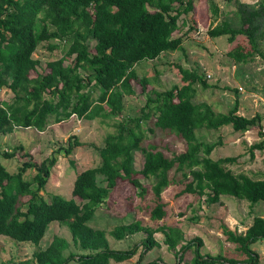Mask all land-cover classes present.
Returning a JSON list of instances; mask_svg holds the SVG:
<instances>
[{
	"label": "trees",
	"instance_id": "1",
	"mask_svg": "<svg viewBox=\"0 0 264 264\" xmlns=\"http://www.w3.org/2000/svg\"><path fill=\"white\" fill-rule=\"evenodd\" d=\"M214 19L219 16L216 0H208ZM194 0H0V90L10 88L14 97L10 101L0 98V135L15 127L36 128L44 131L51 123L69 119L74 114L86 120L99 117L110 119L124 110L125 96L136 93L133 82L141 81L147 90V77L139 78L136 65L144 60L159 58L164 52L183 49L187 33L176 36L185 24L180 19L194 10ZM239 23L229 19L212 23L208 29L211 37L228 36L233 42L244 35L248 44H238L229 51L236 63L254 60L264 34V0L255 6L238 2L235 12ZM188 32V31H186ZM63 43H49L53 39ZM96 44L90 48L89 41ZM48 42V49L55 50L61 44L67 49L63 57L48 61L47 71L32 76L41 59L34 56L41 43ZM75 55L74 57H72ZM66 59L70 61L65 64ZM183 84L148 94L143 107L144 114L134 119V127L128 121L116 124L117 130L107 135L105 146L99 149L101 164L82 170L74 181L72 198L53 194L46 200L40 194L49 182L57 158L52 156L37 163L32 153L24 152L25 159L17 171L11 172L0 161V236H9L21 242H32V257L10 259L2 264H112L132 258L140 248L138 264H170L160 257L143 263L148 252L160 246L155 234H165V243L178 250V263L185 253L195 246V264H260V254L251 244L264 238V217L255 216L245 232H237L223 224L227 240L238 244L245 259L230 258L223 254H202L203 241L195 237L186 241L183 230L176 226L153 227L142 219L124 222L112 230L117 240L145 232L147 236L126 249L111 246L107 232L95 228L89 222L97 208L110 196L119 181H129L141 187V195L147 188L141 177L153 178L152 190L157 204L152 208V219L161 220L167 215L163 192L175 181L171 171L181 172L189 180L180 191L207 195L210 204L222 202L224 195L247 199L252 205L264 201V178L256 179L245 173H235L228 164L238 156L213 158L214 150L222 141L200 140L196 131L202 128L218 129L232 125L237 132L260 127L263 116L248 117L239 114V102L227 113L216 112L207 102L196 103L197 83L207 87L206 76L176 65ZM86 72V76L81 71ZM237 91V89H236ZM154 118L157 128L170 130L182 137L186 150L172 157L155 143L145 144L147 133L143 123ZM150 130H154L153 128ZM80 143L69 140L65 148L72 154ZM18 149L25 150L23 146ZM264 149V141L251 146V152ZM144 154L143 167L136 168V152ZM15 151L4 152L6 159ZM1 155V153H0ZM104 175L106 185L98 182ZM139 175L141 177H139ZM37 186L36 188L34 186ZM29 197L28 199H25ZM27 209L24 210V206ZM65 224L79 252L71 251L70 242L56 235L47 248L41 246L52 222ZM2 248L0 246V253Z\"/></svg>",
	"mask_w": 264,
	"mask_h": 264
},
{
	"label": "rangeland",
	"instance_id": "2",
	"mask_svg": "<svg viewBox=\"0 0 264 264\" xmlns=\"http://www.w3.org/2000/svg\"><path fill=\"white\" fill-rule=\"evenodd\" d=\"M194 1V10H190L181 17L180 23L185 21V24L175 34L178 36L187 33L183 49L164 52L157 59L144 60L136 65L139 78L147 77L149 80L147 90H143L140 80L133 82L136 93L132 96H125L122 113L114 118L99 117L95 120H86L74 114L61 122H54V117H52L51 123L44 131L36 128L15 127L12 131L0 135V161L11 172H14L25 159H29L24 156L26 150L32 153L37 163L52 156L56 157L57 164L52 169L46 189L41 190L40 194L49 201L53 194L72 198L74 181L78 174L84 169L101 164L99 149L105 146L107 135L116 132V124L128 121L129 126L134 127L133 120L144 114L143 107L149 93L155 96L156 92L170 89L175 84H183L177 64L193 71L196 70L203 77L206 76L207 87L202 83L196 84L197 92L194 98L196 103L207 102L216 112L227 113L238 101L239 114L248 117L256 114L263 116L262 132H264V56L256 53L254 60L248 63H236L229 55V51L239 43L248 44L245 36L239 35L235 41L231 42L227 35L215 38L208 34L212 23L224 19H229L235 24L239 23L235 14L238 2L255 6L258 0H216L220 12L217 19L212 16L208 0ZM259 42L260 49L264 52V34ZM49 43L64 44V40L58 38ZM49 43H41L35 51L34 56L41 59V64L37 67V71L31 72L32 76L47 71L48 61L63 57L67 50L63 44L55 50H49L47 48ZM95 44V39L89 41L90 48ZM69 63L70 61L66 59L65 64ZM81 72L84 76L87 75L85 71ZM13 97L14 93L10 88L0 90V98L4 101H10ZM154 121L155 119L151 118L143 123V128L147 133L145 144L150 142L157 144L170 157L186 150L187 144L182 137L168 129L157 128ZM152 128L154 130H150ZM259 130L260 127H256L246 132H237L232 125H226L218 129H198L196 133L200 140L206 142L222 141V144L214 150L213 158L238 156L235 163L227 165L229 168L238 174L245 173L253 178L263 179L264 149L255 150L254 154L251 152L252 145L264 141V135H261ZM75 137L83 144L76 145L72 154H67L65 148L68 147L69 140L75 141ZM19 146H23L25 150L18 149ZM12 151L16 152L14 157L4 158V152ZM143 163L144 154L137 151L136 168H142ZM170 176L176 182L163 192L167 210L164 219H152L150 216L152 208L157 204V198L152 190L154 179H146L139 175L141 182L147 188L144 195L140 194L141 187H134L129 181H119L117 187L111 190L110 196L99 205L89 224L95 228L104 229L111 246L115 249L129 248L147 236L145 232H139L124 240H117L112 235V230L117 225L139 218L153 227L162 225L179 227L183 230L186 241L200 237L203 241L202 254L217 255L220 253L230 258L245 259L247 255L238 250V244L227 240L223 232V224L237 232H244L245 227L253 223L255 216L264 214V201L252 205L247 199L224 195L222 202L210 204L207 201V195L199 197L193 193L179 194L191 178L182 181L181 172L174 170L171 171ZM98 182L102 186L106 185L104 175H98ZM23 209L26 210L27 205ZM56 235L69 240L70 248L66 254L71 251H80L74 245L68 227L58 221L51 223L41 241V246L47 248ZM155 237L160 242V246L148 252L143 263L160 257L167 263L179 264L177 252L181 245L176 250L170 249L165 243L164 233L158 232ZM0 246L2 248L0 264L10 259L30 258L35 250L32 242H21L5 235L0 236ZM251 248L260 254V264H264V238L251 244ZM141 249L132 258L122 262L112 260V264H138ZM195 256L194 246L185 253L181 264H195ZM69 264H77V262L72 261Z\"/></svg>",
	"mask_w": 264,
	"mask_h": 264
},
{
	"label": "crops",
	"instance_id": "3",
	"mask_svg": "<svg viewBox=\"0 0 264 264\" xmlns=\"http://www.w3.org/2000/svg\"><path fill=\"white\" fill-rule=\"evenodd\" d=\"M262 217H264V214L263 215H261ZM252 223H250V225H251ZM247 226L245 227V230H244V232L247 230ZM243 232V231H242Z\"/></svg>",
	"mask_w": 264,
	"mask_h": 264
},
{
	"label": "built area",
	"instance_id": "4",
	"mask_svg": "<svg viewBox=\"0 0 264 264\" xmlns=\"http://www.w3.org/2000/svg\"><path fill=\"white\" fill-rule=\"evenodd\" d=\"M208 76L210 77V74H208Z\"/></svg>",
	"mask_w": 264,
	"mask_h": 264
}]
</instances>
